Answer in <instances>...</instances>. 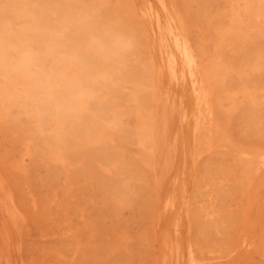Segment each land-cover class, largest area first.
I'll return each mask as SVG.
<instances>
[{
    "label": "rangeland",
    "instance_id": "obj_1",
    "mask_svg": "<svg viewBox=\"0 0 264 264\" xmlns=\"http://www.w3.org/2000/svg\"><path fill=\"white\" fill-rule=\"evenodd\" d=\"M29 1L0 0L3 24L16 28L31 20L14 17ZM49 1L59 8L65 2L68 8L54 9ZM49 1L48 6L33 2L34 12L48 14L50 27L61 29L59 23L67 21L73 26L68 38L82 36V48L91 43V34L103 35L104 30H119L132 44L125 64H119L121 72L114 74L123 77L120 90H106L100 78L96 94L100 103L107 100V108L84 113L97 114L100 133L79 131L61 150L64 157L46 143L50 129L40 132L17 105L0 117V177L18 202L20 224L22 219L25 223L22 232L11 227L12 246L6 251L2 236L10 229L0 212V262L10 257L12 264H176L170 247L179 244V264H190L191 245L197 258H203L197 264H264V165L257 172L250 155L264 151V17L249 19L244 0H233L235 5L232 0H167L202 58L200 70L209 72L218 125L212 142L204 132L195 135L191 83L169 74L158 28L146 11L157 0ZM80 14L89 25L76 32ZM59 29L50 34L58 35ZM88 54L90 61L101 63L100 71L108 69L99 51ZM39 55L45 66L53 65L47 54ZM245 92L254 93L255 103ZM113 118L119 127L108 125ZM143 124L149 133L142 142L137 133ZM85 134L101 137L90 147ZM242 149L253 152L244 155ZM170 199L176 207L167 206ZM209 210L215 211L214 219L205 214Z\"/></svg>",
    "mask_w": 264,
    "mask_h": 264
},
{
    "label": "bare ground",
    "instance_id": "obj_2",
    "mask_svg": "<svg viewBox=\"0 0 264 264\" xmlns=\"http://www.w3.org/2000/svg\"><path fill=\"white\" fill-rule=\"evenodd\" d=\"M46 1L47 0H30L29 2H27L23 5L20 4L21 6L18 8L17 12L15 11L16 13H14V17L19 18V16H21V17L25 16V17H30L31 20L27 21L25 24H23L19 27H16V28L13 26L8 27V25L3 24L4 23V22H2L3 20L0 19V22H2V23H0V77H1L0 78V117H2L3 115L7 116L10 113V110H11L10 108L13 105H17V109L22 111V113L24 112L26 114H29V116L32 118L34 126L37 129H39L40 132H44V130L46 128L50 129L51 132L49 135H47L48 140L47 141L45 140V141L47 144L52 145V146H50L51 148L55 147V149L57 150L56 152H58L57 155L60 158V156H62L63 148L66 147L67 143L74 141V139H76L78 137L79 131H83V132L85 131L86 132L87 130H90L92 132V131L96 130L97 133H100L97 131V127L99 126L98 122H97V118H98L97 114L92 115L93 113H91L90 115H88V113H87V115H86L84 113H85V111L90 113L91 110L89 111L88 109H93V111L94 110L98 111V109H104L106 107L107 100H103V101H101L102 103H100L99 96H97V94H96V90H98L101 87V85L98 89L96 87L97 84H99V83L96 84V82L100 78H102V80L104 81L105 84H103L102 86H104V88H106V90H109L111 88H113V90H116V91L120 90L119 86L121 85L120 82H122L121 80H123V77L120 74H119L120 76L119 75L114 76V74H116V75L118 74V70L120 69L119 64H121V65L125 64V63L123 64V62H125L124 59H126L125 58V53H126L125 51L128 47H130V45L132 43H129V41L127 39L128 37H126V35L125 36L122 35L123 33H120L119 30L117 32H114L111 30L110 31L108 30L106 32L103 29L104 30L103 35L98 34V32L93 33V31H94L93 30L92 31L93 34H91L92 36H91V40H90L91 43L87 42L88 43V47H87L88 50L84 47L82 48V45H83L82 36L79 37V36H75V34H72L70 39L68 38V36H69L68 35V33H69L68 29L71 25L69 26L68 23H65L67 21L63 20V22H62L63 25H61L59 23V25L61 26V29H59L60 27H58L57 24H56V26L53 25L55 23V21L52 19L54 23L52 22L53 24H51V25H53V26L50 27L49 25H47V24H49L48 22L50 21L48 14L45 15L42 12L39 14H36L35 13L36 11L34 12L36 6L34 5L33 2H35L37 4H38V2L39 3L42 2V4H40L42 6H44L46 3V5L48 6V3ZM52 1H54V0H52ZM235 1H239V0H235ZM43 2H45L44 5H43ZM50 2L51 1H49V4H50ZM54 2H56V1H54ZM54 2H51V4H53ZM60 2L62 3V1H60ZM233 2L234 1L232 0V3ZM157 3H158L157 5L153 4V3H148V5L146 6V11H148V15L150 16L151 20L154 22V25H156V27L158 28V32L160 34L159 40L161 41V43L164 47L163 56L165 59V63L168 67L169 74L171 75L172 79H178L181 81H189L191 83V89H192V93H193V96L195 99V112L192 115L194 117L195 135L197 133H199L200 131L204 132L205 135H207L206 136L207 138L208 137L212 138L210 141L213 142V140L215 141L214 135L216 132L214 130V128L216 129L218 126L217 122H216V120H217L216 111H215L216 106H214L217 104H214V102H213V100H214L213 99V89L210 86L209 77L207 75L209 72L206 74L200 70V69H202V66L200 68V62H201L202 58L201 59L199 58L198 54L196 53L192 44L189 41V37H188L186 30L180 24V22H181L180 19L182 17L179 18V16L174 14V12H173L172 8L169 6L167 0H157ZM235 3L236 2H234V5H235ZM244 3H246L245 13L247 14V15L246 14L245 15L247 17L249 15V19L251 17L255 20L258 18L257 20H259L260 19L259 17H261V18L264 17V0H262V1L261 0H244ZM51 4H50V6H51ZM64 4H65V2H64ZM53 5L55 6L54 9L59 8V7H56L57 4L55 5V3H54ZM63 5L59 9H62L64 7L65 10H67L66 4H65L66 7ZM231 5L234 6L233 4H231ZM12 7L14 9H16V7H17L16 2L14 4V6H12ZM48 8L50 9V7H48ZM43 9H45V7ZM232 9L236 10V8H233V7H232ZM72 10H74V9L72 8ZM235 10L232 12L237 13V12H235ZM59 11L61 12L62 10H59ZM54 12H55V10H54ZM63 12H66V11H63ZM55 13H57V12H55ZM52 14H54V13H52ZM63 14L64 13H62V15ZM84 14H82V15L80 14L81 16H79L77 18L78 20L76 19V21H78L75 24V28H78V31H76V29H75L76 32H79V31L81 32L82 29H83V31L86 30L83 27H84V24L87 25L88 22H87V19H86ZM59 15H60V13H59ZM234 15H236V14H234ZM50 17H52V16H50ZM57 17H58V15H57ZM184 17H185V15H184ZM229 17H227V18H229ZM231 18H232V16H231ZM237 19L238 18L234 17V22H233L234 26L237 25L235 22L239 21ZM250 21H252V20H250ZM11 23H12V21H11ZM42 23H46V24H42ZM73 23H74V21H73ZM54 26H55V28H54ZM72 27L73 26H71L70 28H72ZM41 28L43 29V32L46 28H48L49 31H50V29H53V30H51V32H54V31L57 32V30H54V29H59V30H61V32L56 36H55V34H56L55 33L53 36V34L52 35L50 34L51 32L47 33L45 31L44 33H40ZM87 28H88V26H87ZM236 28H239V26L237 25ZM101 30H102V28H101ZM106 30H107V28H106ZM240 30L241 29H239V31ZM72 31H74V30H72ZM221 31H223V30H221ZM202 38H204V37H202ZM223 39L225 40V37H223ZM201 44H203V43H201ZM234 44H236V43H234ZM90 47H93L95 49V51L91 52V50L89 49ZM75 51L77 52L76 55H78L77 58L72 57V54H75ZM85 51L86 52L88 51V53H91L93 55L95 54L96 51H99L100 55L102 56V57L100 56L101 59L104 58L103 60L107 61L106 66L108 67V69L106 71H100V67H101L100 64L101 63L100 64L97 63L95 61V59H93L94 61L93 60L90 61V58H88V55H90V54L85 53ZM39 52H42V54L43 53L47 54L50 57V59L53 61V63H52L53 65H51L50 67L45 66L43 61H41L42 57H41V55H39ZM90 57H91V55H90ZM255 58H257V57H255ZM106 61H103L102 65H104V62H106ZM81 62L83 63V65H80ZM216 62H217V60H216ZM218 63H220V62H218ZM61 65H64V66L61 67ZM69 67H70V69H69ZM256 67H257V65L255 66V64H254V68H256ZM262 68H263V66H262ZM120 70H119V73L121 72ZM250 71H252V70H250ZM261 71H262V69H261ZM247 73H245V74H247ZM142 74H140V75H142ZM139 84H140V82H139ZM133 88H135V87H133ZM259 89H261V88L259 87ZM138 91L140 92L141 90H138ZM245 91H247V90H245ZM253 91H255V90H253ZM122 92H124V91H122ZM249 92H245V94L248 95L249 97H251L252 94H250ZM109 93L111 94V92H109ZM142 94H143V92H142ZM253 95H254V93H253ZM253 95H252L251 99L255 103L256 98ZM108 96L109 95L107 94V97ZM104 99H106V98H104ZM253 99H255V100H253ZM136 100H137V98H136ZM139 102H140V100H139ZM249 102H250V100H249ZM91 104L94 106L96 104V106L95 107L93 106L94 108H92V106H91V108H90L89 106ZM97 105H98V107H97ZM258 105H259V103H258ZM144 107L142 106L141 108H144ZM251 112H253V110ZM248 114H250V112ZM83 118L84 119L86 118L87 120H84V122H83ZM256 118H257V116H254L253 120L256 121ZM116 119L118 121V118H116ZM145 121H146V119H145ZM118 122L120 123V121H118ZM108 125H110V127H113V128H114V126L119 127V124L116 122V120L114 118L111 119V122H109ZM143 125H145V126L144 127L142 126L141 132L137 133L139 139H141L142 142H143V140L144 141L146 140L145 139L146 135L149 133V131H147V127H148V126H146L147 124H143ZM149 125H151V124L149 123ZM151 127H152V125H151ZM150 130H153V128H151ZM96 132H93V133H96ZM103 132L104 131H102V133ZM153 132H155V131H153ZM90 135L85 134L83 139H84L85 143L86 142L89 143V146L91 147L92 145H90V142H92V141L95 142V139L99 140L101 136L100 137L98 136L99 139L98 138L94 139ZM79 139H81V137ZM202 139H204V138H202ZM108 140H110V139H108ZM206 141H207V139H206ZM199 142H201V141H198V144H199ZM83 146H84V144H83ZM213 146H210V147H213ZM246 150L247 149H245V150L242 149L241 154L249 155L250 152H253V151L249 152ZM250 155H252L255 158V166H256L257 172L258 171L260 172V168L264 165V151L259 150V152H256V154H254V152H253ZM62 157H64V153H63ZM240 159H242V158H240ZM243 160L246 161V159H244V158L242 159V161ZM243 167L246 168L245 166H243ZM249 170L247 169V172ZM245 173H246V171H245ZM129 174H130V172H129ZM3 179H2V177H0V212L2 211V214L4 216V223L6 225V228L10 229L7 231V233L4 236H2L4 238V241H5L4 246H5L6 251H7V249L11 250V246H12L13 232L11 231V227L13 229H17L18 232H20L21 231L20 225L23 223L24 219H22V221H21L22 223L20 224V220H21L22 216L20 214V211L18 210L19 205L17 206L15 204L16 199L14 200L12 193L8 189L9 187L6 186V182L4 181L5 179L4 180ZM171 195H173V193H171ZM167 206L169 208L176 207L177 206L176 201L175 200L169 201ZM20 210H22V209L20 208ZM214 212H215L214 210H209L207 213L205 211V214L213 216ZM205 214H204V217L206 216ZM215 215H216V213H215ZM211 216H209V218ZM23 217H25V216H23ZM214 218H215V216L212 217V219H214ZM23 224H25V223H23ZM8 225H10V226H8ZM18 245H20V244H18ZM259 246L260 245H258V248H259ZM18 247L20 248V246H18ZM19 248H18V250H20ZM187 250H188L187 251L188 252V261L190 264H197V263H199L200 259H202V261H203V258H200V259L197 258L195 250H194L192 245ZM170 252L173 255V257L176 258V260H177L176 264H179L180 259L182 257V253L180 251V245L175 244L173 247H170ZM170 252H169V254H170ZM3 254H4V249H3ZM0 264H12V260L10 257H3L1 259ZM67 264H69V263H67Z\"/></svg>",
    "mask_w": 264,
    "mask_h": 264
}]
</instances>
